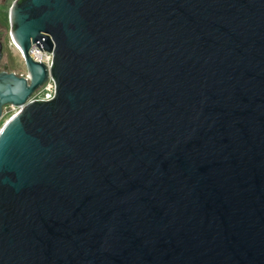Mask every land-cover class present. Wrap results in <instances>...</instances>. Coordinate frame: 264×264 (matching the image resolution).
Listing matches in <instances>:
<instances>
[{
  "label": "water",
  "instance_id": "obj_1",
  "mask_svg": "<svg viewBox=\"0 0 264 264\" xmlns=\"http://www.w3.org/2000/svg\"><path fill=\"white\" fill-rule=\"evenodd\" d=\"M8 13L28 80L0 71V118L24 106L0 128V264H264V0ZM31 45L49 102L26 104Z\"/></svg>",
  "mask_w": 264,
  "mask_h": 264
},
{
  "label": "built area",
  "instance_id": "obj_2",
  "mask_svg": "<svg viewBox=\"0 0 264 264\" xmlns=\"http://www.w3.org/2000/svg\"><path fill=\"white\" fill-rule=\"evenodd\" d=\"M14 1H16V0H14ZM11 43L13 44V42H11ZM38 47L40 50L36 46L31 45L29 51H27V52H28V55L30 56V59L33 62L41 64L45 67L46 72H47V79H46L45 83L38 90H36L34 93H32L30 98L27 100L26 104H28L30 102H35V103L49 102L52 100L53 93H54L55 83H54V80L51 79V77L49 75V64L51 61L52 53L46 52V51L44 52V50L40 46H38ZM23 107L24 106H20V107L7 106V107H5L4 109L7 108L12 113L10 118L7 121L16 117V115L23 109Z\"/></svg>",
  "mask_w": 264,
  "mask_h": 264
},
{
  "label": "rangeland",
  "instance_id": "obj_3",
  "mask_svg": "<svg viewBox=\"0 0 264 264\" xmlns=\"http://www.w3.org/2000/svg\"><path fill=\"white\" fill-rule=\"evenodd\" d=\"M1 2L2 0H0V4ZM12 2L13 1L8 3L7 1V4H8L7 8L3 10L2 8L0 9V30L3 33L1 42H2V45L4 46L3 61L8 63L9 70L19 75H25L26 71H25L22 59L19 53H17L18 51L14 48L13 44L11 43V40L9 37L10 24H9V19H8V14H9L8 11L10 9ZM5 4H6V0L4 1L3 6ZM11 114L12 113L9 111V109L6 108L3 110V115L0 118V128L2 127L4 122H6L10 118Z\"/></svg>",
  "mask_w": 264,
  "mask_h": 264
},
{
  "label": "flooded vegetation",
  "instance_id": "obj_4",
  "mask_svg": "<svg viewBox=\"0 0 264 264\" xmlns=\"http://www.w3.org/2000/svg\"><path fill=\"white\" fill-rule=\"evenodd\" d=\"M4 1H5V0H2V2H1V4H0V9L2 8V6H3V4H4ZM2 35H3V33H2V31L0 30V54H1V57H0V71H3V70H4V69H3L4 66H6V68H7V71H6V72H7V73H13L14 75H16V76H18V77H22V78L27 79V74H25V75H19V74L15 73V72L9 70L8 63L5 62V61H3L4 46L2 45V42H1V40H2ZM27 80H28V79H27ZM5 107H7V106H5ZM5 107H2V108H1V116L3 115V110H4Z\"/></svg>",
  "mask_w": 264,
  "mask_h": 264
},
{
  "label": "trees",
  "instance_id": "obj_5",
  "mask_svg": "<svg viewBox=\"0 0 264 264\" xmlns=\"http://www.w3.org/2000/svg\"><path fill=\"white\" fill-rule=\"evenodd\" d=\"M7 1H8V3H10L11 1H14V0H6V4L2 7V10L7 8V6H8Z\"/></svg>",
  "mask_w": 264,
  "mask_h": 264
},
{
  "label": "bare ground",
  "instance_id": "obj_6",
  "mask_svg": "<svg viewBox=\"0 0 264 264\" xmlns=\"http://www.w3.org/2000/svg\"><path fill=\"white\" fill-rule=\"evenodd\" d=\"M14 48L17 49V47L13 44Z\"/></svg>",
  "mask_w": 264,
  "mask_h": 264
}]
</instances>
